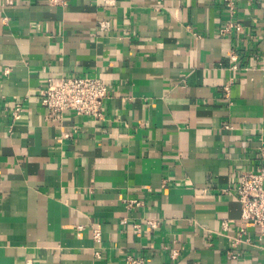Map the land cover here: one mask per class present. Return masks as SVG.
<instances>
[{"label":"crops","instance_id":"0c3cea01","mask_svg":"<svg viewBox=\"0 0 264 264\" xmlns=\"http://www.w3.org/2000/svg\"><path fill=\"white\" fill-rule=\"evenodd\" d=\"M65 1L0 0V264H264L234 192L264 165V0ZM61 76L104 81L101 122L45 118Z\"/></svg>","mask_w":264,"mask_h":264},{"label":"built area","instance_id":"2783aa9c","mask_svg":"<svg viewBox=\"0 0 264 264\" xmlns=\"http://www.w3.org/2000/svg\"><path fill=\"white\" fill-rule=\"evenodd\" d=\"M49 5L64 6L65 0H47ZM106 7H114L116 0H103ZM225 4L230 13L233 14V2L225 0ZM100 29L108 27L107 21L99 23ZM231 27V26H230ZM233 27V26H232ZM234 28L240 31V26L235 25ZM235 61V57H231ZM234 64L232 69H236ZM109 99L108 86L98 77L91 76H61L58 78L47 79L46 87L42 91L41 105L45 109V118L51 122H61L67 113H72L78 116H87L99 123L103 120L104 105ZM21 109L16 106L12 113L13 120L19 118ZM260 158L264 159V148L260 150ZM264 165L261 164L255 171H242L237 176L234 192L240 204L242 221L256 225L258 227V235L264 237ZM223 192H228L224 189ZM140 205L139 202L133 201L128 203ZM149 228L154 229L158 223L154 219L146 220ZM225 228V227H224ZM101 235L97 230L93 231V240L96 243L100 242ZM231 247H234L238 239H232ZM96 255L98 253H95ZM229 256L234 257L232 252ZM177 256L176 251L171 254V258ZM126 264H145L143 259L127 256Z\"/></svg>","mask_w":264,"mask_h":264}]
</instances>
